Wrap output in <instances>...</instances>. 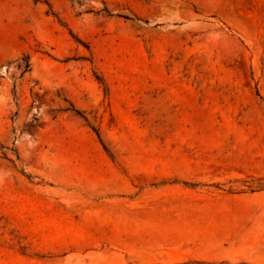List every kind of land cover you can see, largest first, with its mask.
Wrapping results in <instances>:
<instances>
[{
    "label": "rangeland",
    "instance_id": "rangeland-1",
    "mask_svg": "<svg viewBox=\"0 0 264 264\" xmlns=\"http://www.w3.org/2000/svg\"><path fill=\"white\" fill-rule=\"evenodd\" d=\"M0 264H264V0H0Z\"/></svg>",
    "mask_w": 264,
    "mask_h": 264
}]
</instances>
